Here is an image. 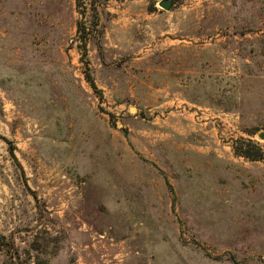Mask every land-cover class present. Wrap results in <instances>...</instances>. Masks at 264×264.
Wrapping results in <instances>:
<instances>
[{"label":"rangeland","instance_id":"obj_1","mask_svg":"<svg viewBox=\"0 0 264 264\" xmlns=\"http://www.w3.org/2000/svg\"><path fill=\"white\" fill-rule=\"evenodd\" d=\"M160 1L0 0V264H264V0Z\"/></svg>","mask_w":264,"mask_h":264},{"label":"trees","instance_id":"obj_2","mask_svg":"<svg viewBox=\"0 0 264 264\" xmlns=\"http://www.w3.org/2000/svg\"><path fill=\"white\" fill-rule=\"evenodd\" d=\"M233 148L235 153L239 156L245 157L250 160H260L264 158V151L263 149L252 141V139H246L241 137L239 139H235L233 142ZM11 255L13 258L19 257L20 250L18 247L11 243L9 248ZM11 264H33V263H11Z\"/></svg>","mask_w":264,"mask_h":264},{"label":"water","instance_id":"obj_3","mask_svg":"<svg viewBox=\"0 0 264 264\" xmlns=\"http://www.w3.org/2000/svg\"><path fill=\"white\" fill-rule=\"evenodd\" d=\"M174 0H161L160 6L163 7L166 10H170L173 6ZM137 109L132 107L131 111H136ZM260 137L264 138V133H260Z\"/></svg>","mask_w":264,"mask_h":264}]
</instances>
